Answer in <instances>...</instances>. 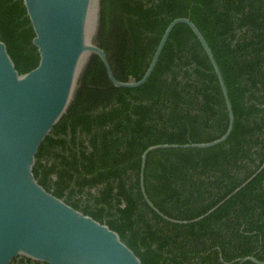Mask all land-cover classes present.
I'll return each instance as SVG.
<instances>
[{"label":"trees","instance_id":"16d2710c","mask_svg":"<svg viewBox=\"0 0 264 264\" xmlns=\"http://www.w3.org/2000/svg\"><path fill=\"white\" fill-rule=\"evenodd\" d=\"M96 43L115 77L139 81L168 26L190 18L226 82L234 130L205 149L149 154L145 187L167 217L191 221L238 189L264 163V0H101ZM0 32L17 70L40 58L24 0H0ZM229 112L214 67L193 30L178 24L149 80L117 88L98 55L86 66L68 112L39 148V183L119 233L143 264L264 261V170L203 220L173 223L146 201L142 155L156 145L209 143ZM12 264H48L17 257ZM243 264H256L246 261Z\"/></svg>","mask_w":264,"mask_h":264},{"label":"water","instance_id":"95a60500","mask_svg":"<svg viewBox=\"0 0 264 264\" xmlns=\"http://www.w3.org/2000/svg\"><path fill=\"white\" fill-rule=\"evenodd\" d=\"M35 31L33 44L39 65L21 74L0 32V264L17 257L48 264H143L137 254L107 224L76 210L48 192L36 173L39 148L68 112L81 76L92 55H98L109 79L117 88H138L154 72L173 30L188 25L201 42L221 84L229 112V127L221 138L209 143L164 144L142 155L141 186L148 204L173 223L203 220L230 200L263 170L258 171L219 205L191 221L165 216L150 200L145 170L151 152L161 149H205L231 136L235 114L228 88L215 55L190 18H178L166 29L150 66L139 81L123 82L113 72L108 55L96 43L100 27L101 0H24ZM264 264L255 257L241 261Z\"/></svg>","mask_w":264,"mask_h":264}]
</instances>
